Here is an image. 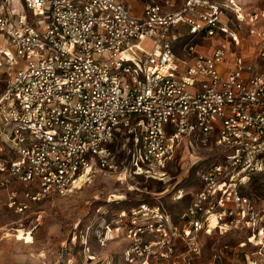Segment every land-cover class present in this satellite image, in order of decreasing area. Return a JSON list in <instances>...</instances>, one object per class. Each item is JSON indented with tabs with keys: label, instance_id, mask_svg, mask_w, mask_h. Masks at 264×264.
Wrapping results in <instances>:
<instances>
[{
	"label": "built area",
	"instance_id": "1",
	"mask_svg": "<svg viewBox=\"0 0 264 264\" xmlns=\"http://www.w3.org/2000/svg\"><path fill=\"white\" fill-rule=\"evenodd\" d=\"M136 1L21 0L12 10L0 0V212L24 213L97 174L163 182L179 144L195 138L221 158L177 218L150 202L117 214L127 259L169 264L180 244L189 264L200 235L216 231H251L262 244L264 197L240 187L264 162V10ZM233 21L248 26L254 52Z\"/></svg>",
	"mask_w": 264,
	"mask_h": 264
},
{
	"label": "rangeland",
	"instance_id": "2",
	"mask_svg": "<svg viewBox=\"0 0 264 264\" xmlns=\"http://www.w3.org/2000/svg\"><path fill=\"white\" fill-rule=\"evenodd\" d=\"M245 10H264V0H240ZM11 9L22 10L21 0H10ZM243 38L244 51L254 52L255 38L244 23L229 24ZM256 27L264 28V20ZM145 42L141 48H148ZM208 48V47H207ZM181 58V52L175 49ZM117 143V141L115 142ZM212 141H182L168 167L162 184L141 175L97 174L91 182L66 195H51L33 204L24 213L0 212V264H139L127 259L130 240L117 214L140 202L162 203L175 219L199 186L200 172L220 159ZM125 156V155H124ZM181 195H180V191ZM240 191L264 197V162ZM252 232L231 230L200 235V250L189 264H264L262 244L251 241ZM257 239V238H256ZM185 247L178 244L169 264H181Z\"/></svg>",
	"mask_w": 264,
	"mask_h": 264
},
{
	"label": "crops",
	"instance_id": "3",
	"mask_svg": "<svg viewBox=\"0 0 264 264\" xmlns=\"http://www.w3.org/2000/svg\"><path fill=\"white\" fill-rule=\"evenodd\" d=\"M131 1L134 4V8H136V9L140 8L139 3L136 0H131Z\"/></svg>",
	"mask_w": 264,
	"mask_h": 264
},
{
	"label": "trees",
	"instance_id": "4",
	"mask_svg": "<svg viewBox=\"0 0 264 264\" xmlns=\"http://www.w3.org/2000/svg\"><path fill=\"white\" fill-rule=\"evenodd\" d=\"M152 182H155V181H152ZM155 183H157V184H162V182H155Z\"/></svg>",
	"mask_w": 264,
	"mask_h": 264
}]
</instances>
